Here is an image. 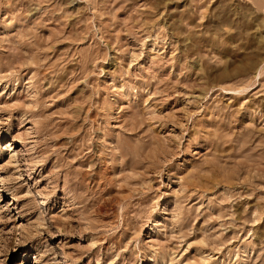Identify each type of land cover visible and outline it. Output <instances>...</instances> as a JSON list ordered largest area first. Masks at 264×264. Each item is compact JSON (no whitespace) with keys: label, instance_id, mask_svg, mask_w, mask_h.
Here are the masks:
<instances>
[{"label":"rangeland","instance_id":"374dc122","mask_svg":"<svg viewBox=\"0 0 264 264\" xmlns=\"http://www.w3.org/2000/svg\"><path fill=\"white\" fill-rule=\"evenodd\" d=\"M0 264H264V0H0Z\"/></svg>","mask_w":264,"mask_h":264},{"label":"bare ground","instance_id":"6f19581e","mask_svg":"<svg viewBox=\"0 0 264 264\" xmlns=\"http://www.w3.org/2000/svg\"><path fill=\"white\" fill-rule=\"evenodd\" d=\"M14 140H16V138Z\"/></svg>","mask_w":264,"mask_h":264}]
</instances>
